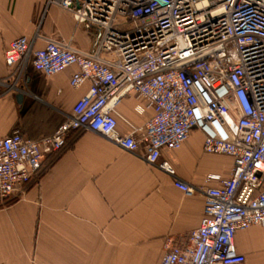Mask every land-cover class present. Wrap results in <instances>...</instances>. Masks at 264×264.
Wrapping results in <instances>:
<instances>
[{
	"label": "built area",
	"instance_id": "2783aa9c",
	"mask_svg": "<svg viewBox=\"0 0 264 264\" xmlns=\"http://www.w3.org/2000/svg\"><path fill=\"white\" fill-rule=\"evenodd\" d=\"M93 29L91 50L33 36H19L4 51L15 83L33 66L54 75L71 65L69 84L88 90L60 126L34 139L18 128L0 137V204L23 195L48 157L69 136L92 131L174 178L181 192H200L203 215L183 241L167 238L161 264H242L233 238L238 230L264 227V0H47ZM133 98L141 125L118 127L117 107ZM202 150L227 154L226 178L208 175L195 188L177 176L162 149L177 150L192 129ZM212 179L219 180L211 185Z\"/></svg>",
	"mask_w": 264,
	"mask_h": 264
},
{
	"label": "crops",
	"instance_id": "0c3cea01",
	"mask_svg": "<svg viewBox=\"0 0 264 264\" xmlns=\"http://www.w3.org/2000/svg\"><path fill=\"white\" fill-rule=\"evenodd\" d=\"M71 42L91 50L95 32L78 26L70 12L47 0H0V80L15 83L4 51L16 37L33 36ZM75 65L54 75L29 66L16 89L0 84V137L18 128L34 139L53 133L65 114L88 90L69 84ZM23 93L18 103L16 95ZM136 99L118 105V127L126 121L141 125L150 114L133 110ZM202 133L192 129L177 150L162 149V158L177 176L195 188L208 175L226 178L233 162L229 155L202 150ZM68 144L43 161L44 170L23 195L0 204V264H161L167 238L183 241L203 215L201 193L184 194L174 178L151 167L103 136L90 130L69 136ZM219 180L212 179L211 185ZM243 254L242 264H264V227L238 230L233 238Z\"/></svg>",
	"mask_w": 264,
	"mask_h": 264
},
{
	"label": "water",
	"instance_id": "95a60500",
	"mask_svg": "<svg viewBox=\"0 0 264 264\" xmlns=\"http://www.w3.org/2000/svg\"><path fill=\"white\" fill-rule=\"evenodd\" d=\"M21 98H23V93L22 92H18V94L16 95V100L19 103L21 101Z\"/></svg>",
	"mask_w": 264,
	"mask_h": 264
},
{
	"label": "trees",
	"instance_id": "16d2710c",
	"mask_svg": "<svg viewBox=\"0 0 264 264\" xmlns=\"http://www.w3.org/2000/svg\"><path fill=\"white\" fill-rule=\"evenodd\" d=\"M43 171H44V170L41 169L40 172L36 175V177H35L32 181H36V179L40 176V174H41ZM13 200H14V199H13ZM10 201H12V200H10ZM8 203H10V202H8Z\"/></svg>",
	"mask_w": 264,
	"mask_h": 264
},
{
	"label": "bare ground",
	"instance_id": "6f19581e",
	"mask_svg": "<svg viewBox=\"0 0 264 264\" xmlns=\"http://www.w3.org/2000/svg\"><path fill=\"white\" fill-rule=\"evenodd\" d=\"M69 13V12H68ZM26 71V70H25ZM131 153V152H130ZM214 154V153H213ZM221 155H223V154H221ZM227 155V154H226ZM142 160V159H141ZM143 161V160H142ZM146 163V162H145ZM148 165V164H147ZM152 167V166H151ZM158 168V167H157Z\"/></svg>",
	"mask_w": 264,
	"mask_h": 264
}]
</instances>
